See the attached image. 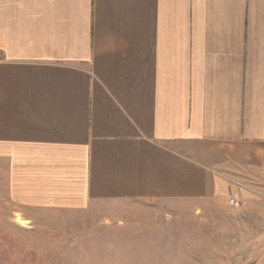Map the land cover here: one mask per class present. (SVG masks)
I'll list each match as a JSON object with an SVG mask.
<instances>
[{
	"label": "crops",
	"instance_id": "obj_1",
	"mask_svg": "<svg viewBox=\"0 0 264 264\" xmlns=\"http://www.w3.org/2000/svg\"><path fill=\"white\" fill-rule=\"evenodd\" d=\"M0 161L27 221L239 206L264 174V0H0ZM237 259L264 264V226Z\"/></svg>",
	"mask_w": 264,
	"mask_h": 264
},
{
	"label": "rangeland",
	"instance_id": "obj_2",
	"mask_svg": "<svg viewBox=\"0 0 264 264\" xmlns=\"http://www.w3.org/2000/svg\"><path fill=\"white\" fill-rule=\"evenodd\" d=\"M233 185L240 201L94 202L30 210L6 195L0 161V264H236L237 248L264 226V174ZM23 215H28L23 212Z\"/></svg>",
	"mask_w": 264,
	"mask_h": 264
},
{
	"label": "built area",
	"instance_id": "obj_3",
	"mask_svg": "<svg viewBox=\"0 0 264 264\" xmlns=\"http://www.w3.org/2000/svg\"><path fill=\"white\" fill-rule=\"evenodd\" d=\"M228 203H229L230 205H237L239 202H237L233 197H230V198L228 199Z\"/></svg>",
	"mask_w": 264,
	"mask_h": 264
}]
</instances>
